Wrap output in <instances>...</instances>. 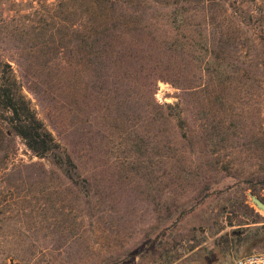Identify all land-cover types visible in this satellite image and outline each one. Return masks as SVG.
Wrapping results in <instances>:
<instances>
[{
  "label": "rangeland",
  "instance_id": "374dc122",
  "mask_svg": "<svg viewBox=\"0 0 264 264\" xmlns=\"http://www.w3.org/2000/svg\"><path fill=\"white\" fill-rule=\"evenodd\" d=\"M119 1L133 8L115 15L167 39L156 56L192 72L198 93L158 80L155 101L173 109H148L131 75L113 100L75 95L70 64L54 61L67 60L88 0H0V70L11 65L73 163L36 156L0 106V264H229L264 251V209L252 201L264 204V186L237 182L264 177V0ZM208 181L222 190L210 194Z\"/></svg>",
  "mask_w": 264,
  "mask_h": 264
},
{
  "label": "trees",
  "instance_id": "16d2710c",
  "mask_svg": "<svg viewBox=\"0 0 264 264\" xmlns=\"http://www.w3.org/2000/svg\"><path fill=\"white\" fill-rule=\"evenodd\" d=\"M131 8H133L132 4L129 2L121 3L119 0H88L86 16L75 19L72 23L75 31L72 39L73 47L68 51L67 60L57 53L55 65H61L63 69H66L64 65L70 64L67 67L72 73L70 78V81L72 79L71 92L75 95L88 94V96L96 98L101 96L113 100L115 97L126 94L127 85L122 80H131L130 76L132 75L138 80H143L140 81L141 90L150 93L148 109H173L170 104L160 105L155 101L154 93L158 80L169 82L187 96L196 95L199 86L191 78L192 72L189 73L185 67L164 65L160 57L167 50L170 51L169 47H165L167 39H158L155 33L147 32L145 27L136 26L133 19H122L115 15V11L119 9L125 12L126 9L130 10ZM128 33L135 34L137 40L127 48L124 47L121 38ZM134 45L137 48L134 49ZM172 51L174 50L172 49ZM157 53L160 57L156 56ZM5 66L7 69L0 70V106L8 110V120L13 131L22 138L25 145L36 156L49 157L60 166L70 165L73 167L69 153L56 141L52 132L36 116L29 101L15 87L16 77L11 65L6 64ZM198 70V74L201 76L209 74L210 67ZM217 70L221 75L226 76L227 74L230 75L231 72L232 74H238V72L241 74L239 69H232L229 72L227 66L218 67ZM23 76L35 94L41 92L40 89L37 88L36 90L33 87L34 84L38 83L36 82L38 80L36 72H25ZM193 76L195 77V74ZM114 77L115 79H113ZM2 79L3 81H1ZM121 103L127 104V100L123 99L120 105ZM113 106L116 104L112 101L104 107L105 110H108ZM175 107L179 108V105L176 104ZM66 170L69 177L74 175L73 169L67 168ZM237 182H241L249 188L256 184L264 186V177L242 179L241 181L237 180ZM204 185L208 192H211L210 194L222 190L219 189L217 183L211 185L208 181ZM232 232L239 234L240 231Z\"/></svg>",
  "mask_w": 264,
  "mask_h": 264
},
{
  "label": "built area",
  "instance_id": "2783aa9c",
  "mask_svg": "<svg viewBox=\"0 0 264 264\" xmlns=\"http://www.w3.org/2000/svg\"><path fill=\"white\" fill-rule=\"evenodd\" d=\"M229 264H264V251L237 256Z\"/></svg>",
  "mask_w": 264,
  "mask_h": 264
},
{
  "label": "water",
  "instance_id": "95a60500",
  "mask_svg": "<svg viewBox=\"0 0 264 264\" xmlns=\"http://www.w3.org/2000/svg\"><path fill=\"white\" fill-rule=\"evenodd\" d=\"M252 201L255 203L257 207H259L260 209H264L263 202L259 200L258 198H256L255 196H252Z\"/></svg>",
  "mask_w": 264,
  "mask_h": 264
}]
</instances>
